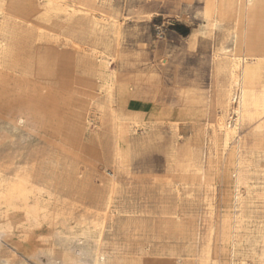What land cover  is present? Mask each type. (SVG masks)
I'll return each instance as SVG.
<instances>
[{
    "label": "rangeland",
    "instance_id": "374dc122",
    "mask_svg": "<svg viewBox=\"0 0 264 264\" xmlns=\"http://www.w3.org/2000/svg\"><path fill=\"white\" fill-rule=\"evenodd\" d=\"M112 1L86 11L97 13L98 35L117 44L95 43L96 54L84 46V62L69 45L40 62L39 37L33 70L20 41L0 34L11 51L0 63V264H264V114L239 130L252 163L235 208L223 175L232 142L217 152L210 132L224 110L192 102L195 92L216 99L213 59L225 30L195 41L178 34V24L192 34L205 22L206 0ZM41 16L36 7L14 19L34 36L61 31ZM125 92L151 108L121 103ZM232 210L240 223L230 237L222 221Z\"/></svg>",
    "mask_w": 264,
    "mask_h": 264
},
{
    "label": "crops",
    "instance_id": "0c3cea01",
    "mask_svg": "<svg viewBox=\"0 0 264 264\" xmlns=\"http://www.w3.org/2000/svg\"><path fill=\"white\" fill-rule=\"evenodd\" d=\"M108 1L112 2L108 4L109 7L117 6L116 2L112 0ZM206 1L207 4L205 3V10L203 11L205 22H203L192 34L190 32V28L186 25L178 24L175 26V29L182 37L190 36L189 41H195L199 33L204 34L209 30L217 29L225 30L224 40L217 46L213 59L214 71L212 90L213 94L216 96V99L214 100L209 94H203L200 92H195L192 98V102L200 104L205 103L209 107L213 102L217 104V98L222 96V94L217 93L218 89L225 92L224 89H226V87L223 85V81L231 79L233 57H264V51L254 47L257 40L264 38V0H254L253 5L249 9L244 8L241 0ZM96 2H98V0H0V16H2L0 19V34H13V37L20 41L18 46V54L20 56L28 55L29 58L33 60V70L36 60L34 57L35 53L32 48L39 37L41 41L45 42V45L42 46V52H39V61L44 63L48 62L49 58L53 55L54 48L59 49L61 54H64L66 51L65 46H61L60 44L53 42L54 36L57 35H60L61 37L67 36L75 39L79 44L85 46L86 48H88L91 44L96 43L97 47L103 50L109 43H115L117 41H106L103 39V37L98 35L97 30L100 23L98 21L99 19L97 17V13L89 14L86 11V9L94 11L95 9L93 7L97 5ZM36 7L41 9V17L45 22L60 26L61 31L59 33L46 34L44 32V36H34L30 32L29 28L23 26L21 27L18 25V23H16V20L14 19L15 17L20 15H30L33 9ZM220 9H225L227 15L222 20L220 28H213L209 24L208 18L211 20L219 19ZM108 16V20L111 23L109 28L117 34L120 33L121 28L118 20L120 11L113 9ZM86 21H89L88 26L86 25ZM232 21L234 24H229V22ZM225 46H230V51L224 53L223 47ZM125 54L130 55L131 51ZM218 54L221 57L222 64V76L219 79V83H217L215 78L216 66L219 64V60H217L216 57ZM73 55L80 57L84 62L85 57L81 56L75 50L73 51ZM116 56L117 60L123 59L119 49L117 50ZM124 61L126 62L120 61V66L136 65V63L129 64L128 60ZM92 68L94 71H96V67L94 65ZM116 71L119 74L120 79V73L117 68ZM145 75L149 80H153L157 77L156 71L153 70ZM121 90L125 91L124 89ZM121 103H127L128 107L131 105L137 107L136 104H140L141 107L144 106L147 108V110L151 108V104L134 103L129 101L126 97V92L124 95V100Z\"/></svg>",
    "mask_w": 264,
    "mask_h": 264
},
{
    "label": "bare ground",
    "instance_id": "6f19581e",
    "mask_svg": "<svg viewBox=\"0 0 264 264\" xmlns=\"http://www.w3.org/2000/svg\"><path fill=\"white\" fill-rule=\"evenodd\" d=\"M225 1H227V0H225ZM241 1H242L245 9H249L254 3L253 2L254 0H241ZM226 7H228V6H226ZM208 9H209V7H208ZM207 11H209V10H207ZM219 15H220V18L216 19V20H211L210 18H208L209 24L213 28H220L222 20L227 15L226 10L220 9ZM40 34H41V36H44V32H41ZM53 39H55V42L58 44L63 43L62 45H64V46L69 45V46L73 47L74 50L77 53H79L80 55L83 53L82 51L85 49V47L83 45L79 44L75 39H72V38L67 37V36L61 37L60 35H57V36H54ZM112 44H108V45L114 46L117 44V42L112 43ZM94 45L95 44H92L89 46L90 54H92V53L96 54L98 51V49L96 47H93ZM254 47L256 49L264 51V38L257 40L255 42ZM9 50H10V46L6 42H3L2 40H0V63H2L8 57V55L11 54V51H9ZM227 51H230V46L223 47V52L226 53ZM216 57H217V60H219V64L216 67L215 76L217 78V83H219V79L222 76V64H221L220 55L218 54ZM232 60H233V65L231 68V79L223 81V85L226 87V89H224L225 92L221 91L220 89L217 90L218 94H222V96H219V99L217 101V105L224 110V113H223V115L220 114L221 117L218 119V121L210 123L211 129H212L210 132H212L213 145H214V149L217 152L221 146H225V145L232 142V148H231V151H230V153L226 159V164L224 167L223 175L225 178H229V181L231 183V190H230L231 191V199L233 201L234 207L236 208L238 201L240 199H242V197H243L242 188L244 186V180L246 179V173H247V171L244 167H246V166L249 167L252 163V161L250 159L246 158V156L243 153L242 137L240 136L239 130L241 127H245L250 121L257 118L259 115L264 114V57H260V58H254V57H248V56H246V57H233ZM1 68L3 69L2 66H1ZM2 69H0V70H2ZM107 106H106V108H111V106H109V105H107ZM100 110L104 111V106H100ZM111 111H112V113H111L110 117H111V119H113V118H115L114 117L115 112L113 110H111ZM258 126H261V125L258 124ZM255 128L256 127H254V129H252V131L250 132L252 135L260 133V132H256ZM207 133H209V132H207ZM197 135H200V133ZM211 155H212V153H211ZM19 172L21 173L22 170L19 169ZM216 173H218V172H216ZM109 174H110V178H108L109 183H111L113 185L118 184L119 182L117 181V171L114 167H112V169L109 170ZM25 180H27L26 176L25 175L21 176L20 182L22 184ZM207 180L213 181L216 179H215V176L210 175V177H207ZM18 182H19V179H18ZM20 182L18 184H21ZM13 184L15 185L16 183H13ZM24 187L22 186V188L18 189L20 193L25 192ZM8 188H9V186H8ZM40 189L42 190V189H44V187H41ZM13 190H14V187H12V191ZM45 191H47V190H45ZM29 192H32V191H29ZM40 193H41V191H40ZM4 194L5 193L3 191L2 192L0 191V195L5 196ZM6 196H8V195H6ZM16 198L19 199V197H16ZM10 199L12 200L13 198H10ZM254 202H256V201H254ZM239 223H240L239 217L237 216L236 212L235 211L233 212V210H232L231 214L228 215L226 218H224L222 221L223 233L227 234L230 237H233L234 236L233 230L238 227ZM104 257H105V253L102 252L100 254V259H102ZM94 260L96 262L99 259H98V257H95Z\"/></svg>",
    "mask_w": 264,
    "mask_h": 264
}]
</instances>
